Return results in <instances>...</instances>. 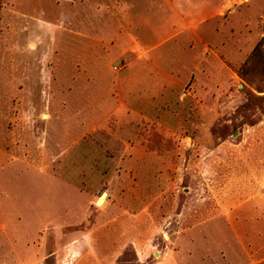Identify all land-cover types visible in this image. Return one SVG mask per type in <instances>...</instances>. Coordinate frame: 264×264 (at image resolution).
Segmentation results:
<instances>
[{
  "label": "rangeland",
  "instance_id": "rangeland-1",
  "mask_svg": "<svg viewBox=\"0 0 264 264\" xmlns=\"http://www.w3.org/2000/svg\"><path fill=\"white\" fill-rule=\"evenodd\" d=\"M117 2L0 0L6 264H264V0L173 38Z\"/></svg>",
  "mask_w": 264,
  "mask_h": 264
},
{
  "label": "crops",
  "instance_id": "crops-1",
  "mask_svg": "<svg viewBox=\"0 0 264 264\" xmlns=\"http://www.w3.org/2000/svg\"><path fill=\"white\" fill-rule=\"evenodd\" d=\"M147 1L148 0H146V2ZM220 1L221 0H218L217 3H215L214 0H156L154 3L145 4L142 10H138L136 7L138 2L136 0H118L117 4H115V14H117L118 17L117 22H121V20L126 22L131 21L132 23L139 21L141 27L140 31H144V33H147V35L152 38H173L182 35L190 37L192 34L198 36L196 31H198L197 28L200 23L211 19L220 12ZM98 8L101 10L103 6L98 5ZM106 8L108 7L106 6ZM130 29L132 31H138L133 26ZM110 34L111 33L107 32L105 28L103 29L102 35ZM131 44L133 47L137 46L134 42ZM140 65L141 64L132 63L127 70L139 69L138 66ZM124 77H127V74H125ZM144 87L138 89L135 94L139 95V91ZM2 162L3 161H0V165L3 164ZM5 182H7V180H4V183ZM1 189L2 182H0V190ZM0 195V264H6L7 262L13 263L16 261L15 257L21 260V254L12 251L13 246L5 243L6 240L8 244L10 243L5 232L6 229H8L7 224L10 221L8 215L14 213V209L10 204L11 200L9 201L11 197H8L2 192H0ZM239 242H242L241 238H239ZM241 245L243 246L242 243ZM8 246L9 248H7ZM245 259H242V255H239L235 257V259L230 258V263L218 259V264H244L246 262Z\"/></svg>",
  "mask_w": 264,
  "mask_h": 264
},
{
  "label": "trees",
  "instance_id": "trees-1",
  "mask_svg": "<svg viewBox=\"0 0 264 264\" xmlns=\"http://www.w3.org/2000/svg\"><path fill=\"white\" fill-rule=\"evenodd\" d=\"M260 50H261V45H258V46L256 47L255 51H254V54L259 53Z\"/></svg>",
  "mask_w": 264,
  "mask_h": 264
},
{
  "label": "bare ground",
  "instance_id": "bare-ground-1",
  "mask_svg": "<svg viewBox=\"0 0 264 264\" xmlns=\"http://www.w3.org/2000/svg\"><path fill=\"white\" fill-rule=\"evenodd\" d=\"M105 195L106 194H104L102 197H100V199L98 200L99 203L103 201V198H104Z\"/></svg>",
  "mask_w": 264,
  "mask_h": 264
}]
</instances>
